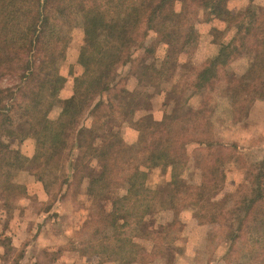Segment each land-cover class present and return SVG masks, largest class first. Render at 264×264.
<instances>
[{
	"label": "trees",
	"instance_id": "trees-1",
	"mask_svg": "<svg viewBox=\"0 0 264 264\" xmlns=\"http://www.w3.org/2000/svg\"><path fill=\"white\" fill-rule=\"evenodd\" d=\"M229 1L181 0L176 11V0H102L91 7L83 0H0V194L17 190L13 178L25 167L50 194L66 166L64 130L70 126L80 135L103 133L105 124L122 107L127 91L121 68H128L136 80L134 101L146 103L158 96L167 80L169 63L183 54L189 43L186 33L193 30L191 8L202 5L213 16L227 10L231 31L230 38L222 42L210 65L191 85L201 96L207 95V112L187 106L181 125L172 111L158 122L145 117L131 122L129 129L149 136L144 150H135L124 141L120 130L113 131L107 139L109 156L96 174L90 175L86 188H90L89 193L97 190L92 203L104 229L112 230L115 236L123 229L136 233L155 209L174 211L176 204L191 198L190 206L202 211L201 224H217L239 213L234 217L237 227L229 250L248 223L264 225V156L243 169V183L216 199L221 170L228 162L239 164L240 158L233 153L236 145L223 144L208 135L213 107H219L232 121L246 116L260 96L258 83L264 74V11L257 14L246 8L238 17L239 12L227 9ZM52 13L63 23L70 19L92 32L77 57L82 72L73 80L62 118L54 121L49 113L65 78L56 72L62 45L60 29L55 22L48 23ZM77 15L80 21L75 19ZM138 24L145 29L143 34L135 32ZM159 44L167 48L160 64L147 62ZM234 58L244 63L240 75L227 67ZM220 73L226 78L223 92L215 89ZM216 92L225 103L211 106V94ZM84 123L89 124L81 125ZM27 140L33 141L29 156L19 148ZM77 140L75 147L79 148ZM189 146L199 147V185L181 181ZM162 162L170 165L169 187L163 195L145 188L149 169ZM66 167L71 179L75 177L77 164L69 161ZM175 222L173 213L170 223L162 225L159 238L168 240L165 238ZM135 236L156 237L150 233ZM253 264H264V247Z\"/></svg>",
	"mask_w": 264,
	"mask_h": 264
},
{
	"label": "rangeland",
	"instance_id": "rangeland-1",
	"mask_svg": "<svg viewBox=\"0 0 264 264\" xmlns=\"http://www.w3.org/2000/svg\"><path fill=\"white\" fill-rule=\"evenodd\" d=\"M100 1L102 0H83V3L91 7ZM240 1H242L238 2L240 4L231 7L234 12H239L236 15L238 17L246 8L257 14L264 11V0ZM174 8L176 11L180 10L181 0H176ZM228 14L227 10H223L221 14L213 16L202 5L191 8L193 30L186 33L189 40L186 50L169 63L167 80L162 83V92L149 102L134 101L136 80L128 68H121L120 75L127 93L121 102L122 107L119 111L116 110L115 116L105 124L103 133L89 135L84 132L80 135L70 126L64 130V138L68 143L65 165L67 166L69 161L77 164L75 177L71 179L67 174L69 168L65 166L59 184L50 194H46L42 185L33 179L29 167L23 168L13 178L17 190L3 191L0 194V264H139L141 254L137 238L142 243L151 240L153 244L157 242L154 241V237L145 239L135 235L160 232L163 223L164 225L170 223L173 213L176 222L165 239L175 237L178 241H175L174 246L166 247V257L159 264H188L191 253L189 244L193 245L199 240L193 236L195 233L200 235L202 229L196 227V224L204 226L202 231L206 233L208 231L206 254L211 264H220L223 261L222 259L220 262L221 257L227 264L255 262L259 250L264 247L262 223H248L240 237L236 239V244L231 250L228 249L230 238L236 231L237 222L234 217L239 215L238 212L217 224L205 222L199 224L202 211L190 206L193 198L184 199L175 205L174 211H161L158 208L152 211L142 221L136 233L134 230L129 232L123 229L121 235L115 236L112 230L104 229L98 217L97 206L92 203V195L97 190L89 193L90 188H86L90 175L96 174L99 165L109 156L107 139L113 131L120 130L124 141L135 150H144L149 144V136L129 129L128 124L131 122L142 117L158 122L163 115L172 111L174 120L181 125L187 106L192 107L194 111L207 112V95L201 96L191 85L210 65L222 42L230 38L231 31L226 22L230 16ZM75 19L80 21L78 15ZM50 22H55L61 32L62 50L56 72L65 78L64 87L49 113V118L54 121L62 118L67 100L72 95L73 80L82 72L77 57L80 47L89 39L92 32L80 23L74 25L70 19L63 23L55 13L50 15L48 23ZM211 25L213 28L209 35L207 27ZM134 30L143 34L145 29L140 24L134 27ZM209 38L212 39L215 55L211 54ZM166 49L163 44H159L155 55H149L147 62L160 64ZM227 67L233 74L240 75L244 70V63L240 58H234L228 62ZM220 74L222 77L215 89L223 92L226 78ZM258 90L260 96L253 101L248 114L241 116L237 121L229 119L230 116L223 113L219 107H213L214 114L208 135L223 144L236 145L238 149L233 153L240 158L239 164L228 162L221 170V176L217 181L216 199H221L243 183V169L264 156V74L258 83ZM211 96L213 99L211 106L225 103L217 98L218 92ZM76 140L80 142L79 148L75 147ZM19 148L22 153L29 154L33 149V141H24ZM186 148V163L180 176L181 181L189 185H199L200 167L197 164L199 147ZM169 167L167 162L154 163L148 171L145 188L162 195L166 193L169 187Z\"/></svg>",
	"mask_w": 264,
	"mask_h": 264
},
{
	"label": "crops",
	"instance_id": "crops-1",
	"mask_svg": "<svg viewBox=\"0 0 264 264\" xmlns=\"http://www.w3.org/2000/svg\"><path fill=\"white\" fill-rule=\"evenodd\" d=\"M238 2H242V1H240V0L229 1L227 8L230 11L234 12V9L232 10L231 7H234V5L237 4ZM238 4H240V3H238ZM235 11H237V8H235ZM212 28H213L212 25L207 27V34L210 35V31ZM209 39L210 40L208 41V43H209V45H211V48H212L211 54L215 55V50L213 47L214 45L212 44V39L211 38H209ZM32 151H33V149H32ZM32 151L29 154H24V153L23 154L26 156H29L32 153ZM199 224H201V223H199ZM163 225H164V223H163ZM195 226L202 228V229L204 227L202 225L199 226L198 224H196ZM202 229H201L200 235H198V233H195L196 235L193 236L194 238L196 237L199 240L196 241L195 243H193V245L189 244L188 248H191V250H190L191 253L189 254L190 256L188 257V262H187L188 264H211L210 263L211 260L206 254V251L208 249L207 243H206L207 242L206 236H207L208 231L206 233L205 231H202ZM155 236L156 237H154L155 238L154 241H156L157 243H154V244L152 243V240L150 241L151 243L147 242V241L142 243V241L137 238V240H139L137 243L139 244V250H140V254H141V257H140L139 262H138L139 264H159L166 257V254H167L166 247L167 246H170V247L174 246L173 244L175 243V241H178V240H176L175 237H173V239H171V240L168 239V240L164 241L163 239H161V237L159 238V236H161L159 234V231L155 232ZM155 244H157V245L155 246ZM160 245H162V246H160ZM143 258H145V259H143ZM147 258H149V259L147 260ZM222 259H223V261H222ZM220 262H221L220 264H223L224 258L221 257ZM114 263H116V262H114ZM134 264H136V263H134ZM224 264H227V263H224Z\"/></svg>",
	"mask_w": 264,
	"mask_h": 264
}]
</instances>
